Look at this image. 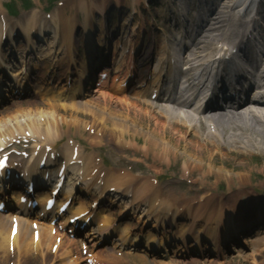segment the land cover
<instances>
[{
  "label": "bare ground",
  "instance_id": "6f19581e",
  "mask_svg": "<svg viewBox=\"0 0 264 264\" xmlns=\"http://www.w3.org/2000/svg\"><path fill=\"white\" fill-rule=\"evenodd\" d=\"M105 0H101L103 2ZM146 2L148 0H131L127 2V5L133 6L132 9L136 6V9L134 10L135 13H142V7L138 5L139 2ZM170 2H173V0H169ZM246 4L243 2L242 4L245 5L242 9V15H245L249 11H253V8H251L256 0H244ZM101 2L98 6H94L92 3H88V7L86 5L83 6V12L86 15H89V11H91L90 8L98 9L100 13H103V9L101 6ZM119 2V1H118ZM195 2V1H191ZM189 2V3H191ZM230 5H226L223 3V0H216L211 4L212 11L207 14L206 17V24L199 29V31L190 39L189 44L184 45V58L186 60H189L190 57L196 56L201 57L205 61L207 59L212 60L213 56L216 58H221L222 61L221 64L224 66V70L226 72V68L229 69L230 73L234 76V79H231L230 81H236L237 83H240V79L238 77H243L242 80H246L249 75H247L245 72L246 70L242 69L240 66L241 64L238 62L240 60H237L236 55L234 54L233 58L227 59L223 54H228L226 52L220 51V47L215 44V42H219L220 40L224 38H229L230 35L233 33V31L243 30L245 29V23L244 21H249L246 25L247 29L250 28V25L256 26V22L260 25V27H257L258 29L264 31V0H258L260 2V5L263 9V14L256 15L254 20H243L239 17H237L238 11H241L242 4H240L237 0L230 1ZM257 2V3H258ZM84 4V3H83ZM119 9L122 7L121 4H119ZM139 6V7H138ZM145 10H147V6L143 7ZM65 11V10H64ZM239 14V13H238ZM248 14V13H247ZM71 16H69L65 20L60 21L65 24L64 27L69 26V21ZM37 19V16L33 17L32 15L28 18V22L24 23V37H26V40H31L30 36V27L32 24H34V21ZM248 19V18H247ZM59 19L52 18L51 24H53L52 29L58 28ZM67 21V22H66ZM86 20L83 21V25L85 24ZM9 23V22H7ZM19 24H22L19 22ZM50 24L45 22L42 24V28L48 27ZM39 27V25H38ZM254 30V29H253ZM1 31V30H0ZM56 31V30H54ZM100 35L105 34L102 32L103 30H99ZM69 30L65 29L63 31V34L69 35ZM58 33H55V36ZM264 34V32H263ZM2 33L0 32V37ZM59 38V37H58ZM100 38V37H99ZM104 38V37H102ZM101 38V39H102ZM114 39V37H111ZM67 44L71 42V40L67 39ZM60 41H63L62 37H60ZM2 44H5L4 41L0 40V46ZM244 47L247 46L246 43H242ZM163 48H166V43L163 42V45H160ZM264 47V45H263ZM264 50V49H263ZM215 53V54H214ZM116 54V52H115ZM68 55V54H67ZM170 55V54H169ZM86 57H83V59H80V62L83 63ZM160 60L164 61V59L168 58V52L165 53V51H162L160 53ZM68 59L72 60L74 57L70 54L68 55ZM9 59H4L3 62L7 63ZM168 65L171 63L169 61L166 62ZM170 63V64H169ZM239 63V64H238ZM262 63H264V54ZM12 74L13 77H19L20 73ZM258 78H260L262 81H264V69L262 71L256 70ZM220 79L222 81H226V77H223L220 75ZM244 82V81H243ZM18 83V82H17ZM80 83V81H79ZM19 84V83H18ZM77 84V83H76ZM236 91L240 89L239 86L235 87ZM238 94V93H237ZM99 98V97H95ZM243 107V106H242ZM89 109V105L87 107ZM243 110L238 109H226L223 111H214L212 113H209L205 116H203V119H197L192 118L189 116L190 114L187 112H184L185 114L189 115H181L177 112L169 113L166 110L160 109V113H157V117L161 118L162 123L161 124V133L160 135H157L159 131H156L157 135L155 136V141H152L148 145V148H158V146H161L164 143V138H169L170 135L167 134V127L168 126H178L177 130L181 132V134L176 137L175 141L176 144L173 146V149L170 148V145L167 143L166 146L162 147L163 150H165V153H170L175 155L176 149L180 146L182 142L185 141L186 144H189L185 139L189 138L190 141L189 145H184L183 151H186L188 149L189 151L182 152L186 155L185 160L183 161L184 169L191 170L192 172L201 171L200 177L202 181L204 179L212 177L211 181L212 184L209 185L210 189L214 190V186L220 184L223 180H225V193L227 196V200L221 201L223 202L224 206L228 208H232V210L238 209L239 206H242V200H238L237 196L240 198L242 196H247V204L254 199L260 198L259 196H264V173L260 171H255L252 168L248 166L247 163L242 162L241 160L237 162H229V157L231 155H236L237 157L241 156L245 158L244 156H252L254 154L260 153L261 155H264V106H257L256 108L249 107L247 105H244ZM56 109L43 113L42 111L38 113H32L29 112L25 115L21 116H14L13 112H8L7 114H0V141L7 138L8 136L13 135L12 131H22L24 133L26 130L32 129L33 131H37L38 129L32 128L34 125L38 126V128L42 129H56L57 125H65V120L63 119V115L60 113H56ZM130 111V110H129ZM133 113V116H138V112H140V109H135L134 111H130ZM74 115V114H73ZM56 117H59L58 121ZM20 120H25V122H21ZM173 120L175 122H173ZM77 121H79L77 119ZM77 121H73L72 124L79 125ZM176 121H179L180 123H176ZM181 124V125H177ZM35 126V127H36ZM130 126V130L132 129V134H138V131L146 132L140 124H135L131 122H127L126 120H121L116 123L114 127L111 128L109 131V135L115 133L118 134L116 137L119 138V136L125 134L126 127ZM104 128H106V125H104ZM150 134H152L150 132ZM50 136V134H47ZM186 137V138H185ZM159 140V141H157ZM162 141V142H161ZM168 148L169 151H168ZM191 148V149H189ZM69 152V151H68ZM66 152V154L68 153ZM170 153V154H171ZM264 157V156H262ZM58 158V157H54ZM113 180H110V184H115L117 187H120V185L124 182H128L132 180L130 178H127L125 176H122L120 178V175L117 176L115 173L112 172ZM251 177L259 179L262 178V180L256 182V183H250ZM112 179V178H111ZM124 181V182H123ZM109 184V185H110ZM141 185V184H140ZM205 187H207V184H203ZM144 186V185H143ZM134 196V199H141L143 196H145L146 190L142 186L134 188V190H130ZM150 198V197H148ZM152 199V198H151ZM262 200V203H264V197L260 198L259 201ZM237 202V203H236ZM236 203V204H235ZM226 204V205H225ZM262 205V204H261ZM148 213H154L159 216L160 212L156 208L152 207V204H149L147 206ZM75 210H79L80 206L73 208ZM159 209V208H158ZM163 213H161L162 215ZM259 214V213H257ZM166 215V214H163ZM260 215V214H259ZM255 215L257 218L263 217L264 214ZM255 218V217H254ZM10 224H11V218L10 217H2L0 218V262L5 263L8 260H11L12 257L8 250V238H9V231H10ZM190 226H187L186 223L182 222L181 226L179 227L180 234L184 236L187 234ZM217 227V226H216ZM215 226L212 227L213 232L217 231V228ZM235 225L231 224V229H234ZM29 225L28 223L22 222L18 225V231L16 232L14 239H13V245H14V257L16 259V264H28L30 262L31 257H35L40 261V264H74V259L71 258V248L69 245H67L66 242H63V245L59 243V248L57 249V252L54 254H50V251L48 249V246L50 242L52 241V234L51 229H48V227H42L40 228V234L38 236V239L36 243L32 241V234L28 231ZM119 226H115V231H120ZM129 229L128 225L124 226L123 232H127ZM120 232V233H123ZM151 233V232H149ZM153 234V233H152ZM154 235V234H153ZM215 235V234H214ZM213 235V236H214ZM262 232H258L255 237L262 238ZM151 234L147 237V240L150 241ZM153 237V236H152ZM166 240L169 238L166 237ZM259 240V239H258ZM155 241V239H154ZM251 241V240H250ZM33 244V245H32ZM52 245V244H51ZM35 246V250H33V247ZM34 252L36 256L34 255ZM70 254V255H69ZM55 255V256H53ZM55 260V262H49V259Z\"/></svg>",
  "mask_w": 264,
  "mask_h": 264
},
{
  "label": "rangeland",
  "instance_id": "374dc122",
  "mask_svg": "<svg viewBox=\"0 0 264 264\" xmlns=\"http://www.w3.org/2000/svg\"><path fill=\"white\" fill-rule=\"evenodd\" d=\"M30 2L40 8H48L51 7V4H53L50 8L53 10L50 11H55V9L58 10V8H65L68 10L67 12H73L72 14H77L79 15L78 17H81V14L77 12V8L79 7L80 3L76 0H30ZM11 3L15 4L18 9V12L22 11V13L20 14L24 13L20 3L17 0H0V10H2V8L4 9V7H10L9 4ZM147 3V9H149V11L151 12L150 18L154 20L153 15L156 16L158 14L159 19H161V16L166 12V7L168 6V4L165 2L163 3L160 0H148ZM37 4H39V6ZM139 5L145 6L143 2H139ZM154 10H156V12ZM25 14L27 15L29 14V12H26ZM74 16L77 17L76 15ZM137 23L138 19L135 20L136 26ZM150 28L151 26H146V29L148 31L151 30ZM146 29L145 31H147ZM136 30V37L140 38V35L138 34V27ZM154 38V34L144 33V39L146 40V42H149V40L153 41ZM94 97L97 96H93V100L91 102H84V104H87H85L83 109H81L82 112H76L77 110H74L73 112H76L75 115L67 114L62 116L63 119L66 121H77L78 119V129H76L72 124H70L69 128H73L72 130L81 131L80 134L85 135V137L90 143V139H92L93 137H95L96 139L108 138L111 141H115L114 139L118 134L115 133V136H113L114 134L109 135V131L112 127L116 125L118 119L119 121L124 119L128 123L131 122L135 124H140V126L146 131L145 133L151 132L152 134H156V131H159L160 135L161 125L159 124V122L162 123V120L161 118H157L152 114V112L150 111V106H145L147 105L146 103L137 102L131 97L116 98L114 95L109 96L108 98ZM87 105H89V109L86 108ZM135 109H141L143 111L140 110V112H138V116H133V113L130 111H134ZM104 125H106V128H104ZM175 127L176 126H171L169 130L170 133L168 134L170 135V137L164 138V142L167 141L171 149H173V146L176 144V137L181 134L179 132H176L177 130L174 129ZM122 130H126V132L120 137H123L125 141L130 143V145L127 146L128 150H126V154L124 156L126 160L129 161L128 163L132 165V170L138 172L139 174L144 173L154 174L156 176L159 175L158 179L160 180V185L163 188H167L166 185H168V182H172V184L176 186L178 183H181L180 181H186L182 185H180L181 187L178 190L175 191L185 192V187L191 184H200V186H202V179L198 171L192 174H190V171L188 174H182L183 170L181 168V165L186 157V155L182 152H185L187 154L186 151H189L188 149H186V151H183L184 145L190 144V141L188 140L189 138L185 137V140L189 144H186L185 141L182 142L180 146L176 149L174 155L171 153V151H169L170 148L168 147L167 149L171 154L165 153V150H163L162 148H157L154 152H149L147 149H144L142 144H145V142H148L150 139L155 141V138H151L152 134H149L147 136L142 131H138L139 135L132 134V129L130 130V126L126 127L125 129L123 128ZM81 142L84 144H88L86 140H81ZM167 143L162 144L163 146L161 147L166 146ZM262 156L264 155L257 153L252 156H244L245 158L241 159V156L237 157L236 155H231L228 159L230 163L241 160L242 162L247 163L248 166L253 170H261L264 173V157ZM260 180H262V178L256 179L251 177L250 183H256ZM225 183V180H223L222 184L215 188V192H217L218 194H220L222 191V201H224V203L225 200H227V196L225 193ZM199 195H202V192H200V194H197L196 196H192L189 194L188 197L192 196L198 198ZM237 198L238 200H247V196L245 195L241 198L237 196ZM218 200L220 201L221 197ZM244 237L245 236H242V241L244 240V244L239 245L238 248L228 252L223 257H219L216 259L210 258L195 260L193 262H190L189 264H264V243L260 244V241L264 240V238L252 243L245 242ZM134 264H143V260L137 259Z\"/></svg>",
  "mask_w": 264,
  "mask_h": 264
}]
</instances>
